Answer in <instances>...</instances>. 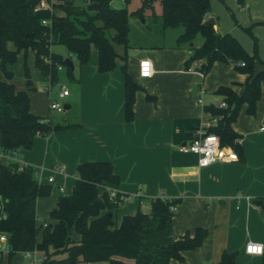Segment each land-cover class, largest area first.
<instances>
[{"label":"crops","instance_id":"1","mask_svg":"<svg viewBox=\"0 0 264 264\" xmlns=\"http://www.w3.org/2000/svg\"><path fill=\"white\" fill-rule=\"evenodd\" d=\"M113 1L109 0L112 8L125 7L124 0L122 4ZM42 5L47 6L45 0ZM210 5L207 17L214 19L218 33L231 34L250 55L256 39L258 60L254 62V71L264 70V0H243L241 6L236 0H210ZM168 30L162 31L159 21L157 35L161 39L168 36L169 40L130 45L126 60L122 58L124 48L117 46L119 57L110 71L98 70V54L92 46L88 61L79 66L77 98H73L79 99L77 121L62 123L69 125L46 136H36L30 149L15 152L13 162L37 168L38 181L51 187L49 196L37 199L41 227L51 222L49 212L56 206L57 197L72 192L77 165L107 161L112 164L118 183L107 184L104 189H115L130 197L113 211L117 224L124 215L148 211L152 199L164 198L178 200L172 217L177 235L197 227L207 230L201 246L183 251L182 260L171 259L169 264H218L223 252L236 253L235 264H256L261 255L246 253L245 245L248 241L264 245V86L255 114H248L243 104L231 124L239 134L238 160L199 167L196 154L178 148L190 143L195 130L207 129L213 123L205 105L221 101L215 94L218 87L229 86L241 95L247 74L235 70L231 63L219 61L204 75L194 66L185 68L191 51L186 46L176 47L179 31L168 35ZM7 47L13 49L12 43ZM139 49L144 50L139 54ZM21 56H31L34 70L49 82L34 66L31 52L21 53L17 59ZM143 58L152 63L149 78L138 75V63ZM72 62L74 71L77 63ZM12 65L8 67L11 71ZM123 66L140 86L135 92L130 120L125 118ZM63 72L64 69L59 70L58 78ZM32 86L30 111L53 120L49 112L43 115L33 108L30 96L36 90L33 82ZM68 92L66 97L71 96L69 89ZM199 98L203 100L202 106L197 104ZM73 101L68 100L64 106L70 108ZM5 111L13 113L8 106L2 107L0 115ZM53 166H60L61 171H53ZM72 238L78 240L79 236L73 233ZM15 256L17 259L12 263ZM4 257L6 264H21L23 260L21 253L9 259L7 252H0V264Z\"/></svg>","mask_w":264,"mask_h":264},{"label":"trees","instance_id":"2","mask_svg":"<svg viewBox=\"0 0 264 264\" xmlns=\"http://www.w3.org/2000/svg\"><path fill=\"white\" fill-rule=\"evenodd\" d=\"M45 1L49 5H42V0H0V69L4 76L0 80V100L13 112L0 115V147L4 151L28 150L36 136H46L69 125L30 111L29 92L34 87L26 62L23 68L27 90H16L8 68L19 54L31 52L34 66L48 78L49 84L57 81L59 65L65 68L68 78L74 79L73 69L64 60H76L79 66L85 64L92 46L97 50L98 70L110 71L119 57L117 46L124 48L122 58L126 60L129 19L146 16L158 19L162 31L180 29L175 46H186L191 51L185 68L194 66L204 75L219 61L231 63L235 70L247 74L241 95L229 86H219L215 94L225 106L205 105L215 119L206 131L217 134L222 145L239 150V134L231 124L243 104L248 114H255L264 86V70L254 71V62L258 60L255 38L250 55L231 34L218 33L214 23H207L210 0H139V6L132 9L128 7L131 0H124L125 7L120 9L112 8L109 0H80L85 5L100 2L95 11L75 5V0ZM236 1L243 5V0ZM246 31L251 34L249 29ZM8 43H12L13 49H8ZM56 45L62 46L64 52L54 50ZM122 70L125 118L130 120L135 92L140 86L125 66ZM37 172L28 164L19 170L16 162L0 163V234L6 235L9 259L17 253L35 250L42 256L40 264H169L171 259L182 260L183 251L201 246L207 234L202 227L183 235L175 233L172 217L176 199L154 198L148 211L124 215L117 224L113 211L119 204L104 187L117 184L118 177L107 161L78 164L72 192L57 197L56 206L49 212L51 222L41 227L37 199L49 196L51 187L38 181ZM73 233L79 236L78 240L72 238ZM59 255L63 256L58 258ZM235 260L236 253L223 252L218 264H235ZM256 264H264V251Z\"/></svg>","mask_w":264,"mask_h":264},{"label":"rangeland","instance_id":"3","mask_svg":"<svg viewBox=\"0 0 264 264\" xmlns=\"http://www.w3.org/2000/svg\"><path fill=\"white\" fill-rule=\"evenodd\" d=\"M54 3L58 2L59 0H51ZM119 4L123 3V0H118ZM117 0L113 1V4H117L118 2ZM47 5L48 2H46ZM75 5H85L82 1L80 0H75L74 1ZM136 6H139V0H131L130 4H129V9L135 8ZM158 9V8H157ZM56 12H59L58 9H56ZM144 20V22H142ZM130 33H129V45H139L142 42H156L158 40H164L165 42L169 40V37L167 36V38L165 39H161V37H159L157 35V28L159 25V20L158 19H154V18H149V16H146L145 19L143 18H135V17H131L130 21ZM168 35H171V33H173L174 31H180V29H169L168 30ZM173 31V32H172ZM200 37L197 38L196 42H200ZM54 50H59L62 51L63 47L56 45L53 47ZM94 49V48H93ZM144 49H139L138 53H142ZM94 51V50H93ZM31 56H27L26 58L24 56H21V58L17 59L15 61V63L12 65V72H13V83L15 85V87L17 89H22L25 90L26 89V78L23 72V68L22 66L24 65V62H26L28 68H30L29 72H30V78L33 82V85L35 86L36 90L31 92V103L33 108H35L36 110H38V112L40 114H51L53 121L54 122H60V123H72L77 121V109H78V101L79 99L77 98V88L79 87V65L77 63V61L75 60V62L77 63L76 65V69L73 71L74 72V79L68 78L66 76V72H63L62 74H60L58 80L56 82H54L52 85L49 84V82L44 79L40 74H38V72H36L32 66L31 63ZM65 70V68H64ZM37 74H36V73ZM0 76L1 78L3 77L2 75V71L0 70ZM62 86L67 87L70 92H71V96L70 97H66L65 99H58L57 96V92L60 90V88ZM47 89H50L49 91H47ZM74 97H76L75 99H73ZM50 99H55L58 100L62 107H64V105L66 104V102L69 100H74L72 103V106L70 108L64 109L61 112H57L54 110H50L48 108V100ZM2 107H6L8 109V106H4L3 103L0 101V111L2 110ZM49 110V111H48ZM49 112V113H48ZM51 172V174L55 173L51 170H49ZM2 252V251H0ZM7 251H3V253H6ZM63 255H59L58 258L62 257ZM17 259V256L13 257L12 259V263L13 261ZM22 262L21 264H25L28 263V261L22 257ZM3 264H6L5 261V257H4V262ZM94 264H106L105 262H99V263H94Z\"/></svg>","mask_w":264,"mask_h":264},{"label":"built area","instance_id":"4","mask_svg":"<svg viewBox=\"0 0 264 264\" xmlns=\"http://www.w3.org/2000/svg\"><path fill=\"white\" fill-rule=\"evenodd\" d=\"M45 24L46 22L43 21ZM243 65V63H241ZM64 69L59 65L58 70ZM153 73L152 63L149 59L143 58L138 63V75L140 78H149ZM203 75L201 72H199ZM50 89H47L49 91ZM69 94L68 89L62 86L58 92V99H63ZM197 104L202 106L203 100L199 98ZM219 107H224L225 103L222 101L217 102ZM49 109L57 112H61L64 107L58 100L50 99L48 103ZM215 121V119H214ZM213 121V122H214ZM179 151L184 153H193L197 155V163L199 167H206L216 162H232L238 160L236 151L229 145H222L217 134L209 133L206 129H197L193 133V137L189 144L180 146ZM15 158V152L4 151L0 147V163H8ZM26 164H19V170L23 169ZM53 171H61L60 166H53ZM39 175V171L37 172ZM48 181H52V177L48 178ZM60 190L62 188L60 187ZM109 196L115 202L120 205L125 200L129 199V195L118 192L115 189H107ZM0 251H8V245L5 234H0ZM264 251V245L262 243L248 241L245 245V252L251 255H261ZM23 258L28 261V264H40L42 256L33 250L21 252Z\"/></svg>","mask_w":264,"mask_h":264},{"label":"water","instance_id":"5","mask_svg":"<svg viewBox=\"0 0 264 264\" xmlns=\"http://www.w3.org/2000/svg\"><path fill=\"white\" fill-rule=\"evenodd\" d=\"M100 5H101L100 2L92 1V2L87 3V4L85 5V8H86L87 11H95V10H97V8H98ZM207 23H209V24H213V23H214V19H213V18H209V19H207ZM64 64H65L66 66L71 67V69H73V62H72L70 59L66 58V59L64 60ZM64 109H67V107L64 106Z\"/></svg>","mask_w":264,"mask_h":264}]
</instances>
